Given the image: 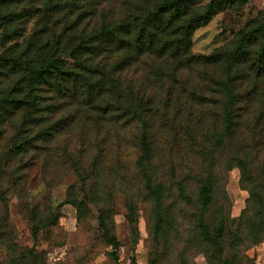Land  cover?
Masks as SVG:
<instances>
[{"label":"trees","instance_id":"1","mask_svg":"<svg viewBox=\"0 0 264 264\" xmlns=\"http://www.w3.org/2000/svg\"><path fill=\"white\" fill-rule=\"evenodd\" d=\"M22 1L0 0V38L2 44L12 42L0 53V139L5 124L15 132L7 150L0 146V166L3 162L9 165L14 158L21 162L30 151L39 154L73 127H79L84 135L91 130L99 134L120 119L132 121L153 115L158 111V94L164 93L167 104L172 95L186 92L190 81H176L186 69H197L208 80L193 81L188 102L216 106L224 134L236 132L242 123L264 130V6L228 43L204 55L191 52L193 31L217 13L250 0H208L204 5L196 0ZM18 3L22 8L15 12L11 8ZM29 8V16L36 15L34 29L20 42L17 38L23 34V13ZM201 118L205 119L203 114ZM65 138L63 155L72 161L76 175L84 182L87 175L68 148L70 134ZM140 142L143 160L149 154L145 133L140 135ZM46 156L49 158L48 153ZM11 174L16 176L14 171ZM145 178V187L156 204L153 231L157 236L163 223L162 187L151 185L149 176ZM250 193L252 211L242 223V231L229 239L222 221L215 227L206 221L212 185L209 180L201 185L197 227L202 243L214 257L209 264H236L232 250L240 235H253L254 242L261 233L264 235V197ZM76 200L71 197L65 202L79 208L81 201ZM0 202L6 203L2 194ZM135 212L134 205L129 204L127 218L134 242ZM29 220L35 241L42 229L55 223V215L33 207ZM109 221L110 211L100 209L98 227L117 261L120 242ZM0 226V240L8 239L5 218ZM15 261L44 264L34 248L20 251ZM151 262L155 263L154 259Z\"/></svg>","mask_w":264,"mask_h":264},{"label":"rangeland","instance_id":"2","mask_svg":"<svg viewBox=\"0 0 264 264\" xmlns=\"http://www.w3.org/2000/svg\"><path fill=\"white\" fill-rule=\"evenodd\" d=\"M207 2L196 0L199 5ZM21 6L18 3L11 9L19 12ZM263 6L264 0H250L217 13L193 31L191 52L207 55L228 43ZM30 12L31 8L23 13V34L17 41L28 38L34 29L36 15L29 16ZM2 42L0 38V53L12 43ZM66 61L72 63L69 58ZM176 81H190L186 92L172 95L167 104L164 93L158 94V111L151 116L120 119L99 134L91 130L84 135L79 127H73L59 142L51 143V149L42 148L37 155L30 151L21 160L23 164L18 158L11 159L9 165L3 162L0 194L6 203L0 202V223L6 219L9 236L0 240V264H15L20 251L29 248L35 249L44 264H152V259L153 264H209L214 257L202 243L197 227L199 189L206 180L212 185L206 221L214 227L222 221L229 239L242 231V223L252 211L250 192L264 197V130L242 123L236 132L224 134L216 106L203 107L187 100L193 81L208 80L197 69H186ZM14 133L11 125L5 124L1 148H9ZM142 133L149 141V154L143 160ZM67 134L71 141L68 148L87 175L84 182L63 155ZM78 147L83 148L81 153ZM145 175L151 185L162 187L163 223L157 236L153 231L157 209L145 187ZM71 197L81 201L79 208L65 202ZM129 204L136 210L135 242L127 218ZM33 207L55 215V223L42 229L35 241L29 220ZM100 209L110 211L109 222L120 242L117 261L98 227ZM240 236L232 250L236 264H264V235L261 233L256 242L253 235Z\"/></svg>","mask_w":264,"mask_h":264}]
</instances>
